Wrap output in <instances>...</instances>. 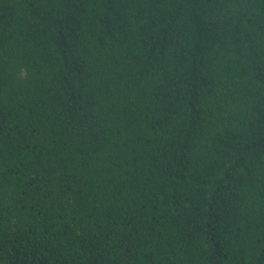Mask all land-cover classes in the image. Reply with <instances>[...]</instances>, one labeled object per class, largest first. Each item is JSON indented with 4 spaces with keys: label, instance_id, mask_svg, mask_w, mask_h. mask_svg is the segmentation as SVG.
I'll use <instances>...</instances> for the list:
<instances>
[{
    "label": "trees",
    "instance_id": "obj_1",
    "mask_svg": "<svg viewBox=\"0 0 264 264\" xmlns=\"http://www.w3.org/2000/svg\"><path fill=\"white\" fill-rule=\"evenodd\" d=\"M0 264H264V0H0Z\"/></svg>",
    "mask_w": 264,
    "mask_h": 264
}]
</instances>
